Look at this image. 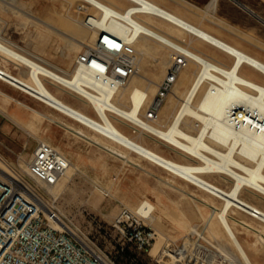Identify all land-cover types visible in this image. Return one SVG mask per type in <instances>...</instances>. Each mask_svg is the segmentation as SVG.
<instances>
[{"label": "rangeland", "instance_id": "obj_1", "mask_svg": "<svg viewBox=\"0 0 264 264\" xmlns=\"http://www.w3.org/2000/svg\"><path fill=\"white\" fill-rule=\"evenodd\" d=\"M116 1L119 4L122 2V6L128 4L125 0ZM155 1L264 60V0L223 1L222 12L227 14L229 19L236 23V26L230 25L225 19L218 16L214 12L216 9L213 11L208 5L205 8L194 0ZM70 3L73 5L71 6ZM80 7L82 10H79ZM67 8L72 12L75 25L69 22ZM95 13L96 10L83 0H0V34L16 41L24 48L25 53L33 55L39 60H44L48 66L60 72L69 74L74 70L77 55L82 50L94 45L95 41L90 39L83 42L80 29L87 15ZM59 14H63L62 17ZM72 26L76 29L71 28ZM84 26L88 31L91 30L87 25L84 24ZM188 39L200 49L216 51L206 43L199 44V41L192 36H189ZM147 41L154 52L152 50L150 54L144 53L140 47L137 48L140 56V70L136 79H142L141 87L151 92L150 80H155L158 85L168 68L162 67L153 57L157 52L159 55L161 51L160 55H165V57L167 55V60L171 62L169 56L171 52H169L168 47H164L154 40L149 39ZM78 49L80 50L78 51ZM216 52L226 61L229 60L222 52ZM0 65L13 70V73L19 76L28 75L29 69L26 66L19 65L20 67L14 70L13 64H9L1 58ZM188 67L183 69L178 76L177 83H179L177 86L179 88L174 85L173 91L169 94L161 110L160 120L155 123L156 125L164 124L163 126H166V123L168 125L179 108L181 99L178 96H181L182 92H177V96L174 91L186 89L189 85L188 79L192 78L197 71V67L193 68L188 71L189 77L184 78L183 72ZM252 71L257 80L264 81V76L254 69ZM145 78L147 80H144ZM48 85L51 90L68 103L92 116H96L93 107L83 96L74 94L59 85L51 83ZM0 91L13 98V100H8L0 92V163L5 168L7 167L11 174L24 175L31 185L46 195L45 189L25 175L27 169L25 163L30 160L38 141H51L53 146H56L78 167L69 179L62 178L56 187L58 192L56 207L71 224L90 237H95L104 249L113 251V256H118L114 240V238L117 240L118 237L112 227L114 218L123 206L135 209L143 200L153 203L156 206L153 215L160 216L154 225L149 221L157 233V240L152 250V255L157 260L160 259L158 255L163 246L173 242L181 244L186 236L192 232V227L205 230L206 237L218 249L220 245H227L228 248L235 251V248L229 244L228 237L222 233L221 227L220 231L217 229V212L206 205V202H210L209 197H211L207 192L136 153L103 138L87 126L2 80H0ZM121 101L127 103L123 98ZM13 112L17 114H12ZM2 114L11 118L14 123L10 124ZM190 120L193 121L188 119L186 127L191 132L195 129L193 130L195 133L198 127L194 126V121L191 122ZM116 123L125 133L165 156L171 157L176 153L179 154L170 146L147 136L140 130L133 133V128L123 122L116 121ZM77 131L112 149H121L125 159L89 142L79 136ZM211 178L219 179L223 188L228 189L232 185L230 180L219 175H214ZM167 182L178 186L180 189L172 187ZM103 188L107 189L110 194L105 195L101 191ZM187 193H194L198 199H192ZM243 197L264 209V196L260 193L244 191ZM216 202L218 206L221 205L220 199H216ZM234 217L251 221L264 232V224L248 214L241 213L234 215ZM240 237H243L241 240L246 247V239L251 242L256 241L251 235L244 234ZM259 243L264 245L262 241ZM130 250L133 251L132 248ZM248 252L255 264H264V251L258 255L250 250ZM137 256L145 264L151 260L147 255Z\"/></svg>", "mask_w": 264, "mask_h": 264}, {"label": "bare ground", "instance_id": "obj_2", "mask_svg": "<svg viewBox=\"0 0 264 264\" xmlns=\"http://www.w3.org/2000/svg\"><path fill=\"white\" fill-rule=\"evenodd\" d=\"M83 1L96 10L95 14H88L86 19H83L84 23L80 29L83 42L87 39L96 42L101 32L112 33L127 38L133 42L136 49L140 47L142 52L150 54L152 50L154 52V49L147 40L151 39L169 49L176 47L188 56L189 67L183 72L184 78L189 77L188 71L197 67L194 76L188 79V87L182 91L179 89L174 91L177 96V92H182V95L178 96L181 103L179 102L180 106L174 115L172 114V120L168 125L166 123V126H163L164 124L146 126L138 121L139 116L145 113L147 105L156 95H153L155 91L157 92L158 87L155 80H150L151 92L141 87L142 79H136V76L126 86L116 90L112 89L107 93L102 92V95L99 96L81 91L96 113V116H92L65 101L48 85L51 83L64 88L71 87L70 84L74 82L73 78H75V82L79 78L76 69L70 73L71 76H68L67 72L63 73L44 65L39 59L30 57L13 47L8 43L9 41L3 40L0 34V58L9 64L25 65L29 69L28 75L22 77L12 74L8 68L0 65V70L6 73L1 77V80L26 94L37 97L52 108L92 129L103 138L136 153L207 192L211 197H209L210 202H206V205L217 212V229L220 231L221 227L222 233L228 237L229 244L235 248L234 251L227 245H220V254L236 264H255L248 250L253 251L255 255L264 251V245L259 243L262 241L264 244V232L253 222L238 219L234 215L241 213L249 215L253 209L264 213L262 207L243 197L244 191L255 192L258 189L264 193V138L255 134V110L264 116V81L257 80L252 71L254 69L264 76V60L155 0H125L128 4L124 6L121 5V1L119 4L116 0ZM217 3L218 0H210L207 5L214 11ZM70 5L73 4L70 3ZM66 12L70 24L75 25L70 9L67 8ZM62 15L60 16L62 17ZM84 24L91 30L88 31ZM77 28L79 29V26ZM41 35L43 34L41 33ZM189 36L198 40L199 44L206 43L216 51L222 52L229 60L226 61L216 51L200 49L189 41ZM160 52L159 55L157 52L153 58L162 67H169L170 60H167V55L166 57L160 55ZM66 55L68 56V54ZM41 61L44 60L41 59ZM64 63L66 64V62ZM81 78L93 82V87L102 91L103 84L99 81L86 74ZM176 83L177 86L179 82ZM177 87L179 88V86ZM6 98L9 100L8 97ZM122 98L126 100V104L121 101ZM234 111H236L235 114H233ZM188 119L194 121V126L198 127L197 132L193 133L195 129L191 132L186 127ZM116 121H121L170 146L183 155L187 162L167 157L136 140L125 133ZM244 122H247V125H244ZM76 133L89 142L125 159L121 149H112L83 135L82 132L77 131ZM45 141L51 144V141ZM70 161L71 166L65 179H69L73 171L78 168L72 160ZM25 164L28 165L27 162ZM0 174L3 176L11 174L2 163H0ZM214 175L230 180L232 185L228 189L223 188L210 180ZM168 184L180 189L174 184ZM58 185L50 189V192L55 196L58 193L56 191ZM101 191L105 195L110 194L105 188ZM190 197L194 200L198 199L195 195ZM216 199L221 200L220 206L217 205ZM149 204L151 209H156L153 203L149 202ZM139 206L140 204L135 209H138ZM159 217L152 215L149 219L150 223L154 225ZM194 229L195 227H192V230ZM244 234L254 236L256 239L252 242L248 239L245 240L248 249L241 240L243 237H240ZM174 263V260L168 261V264Z\"/></svg>", "mask_w": 264, "mask_h": 264}, {"label": "built area", "instance_id": "obj_3", "mask_svg": "<svg viewBox=\"0 0 264 264\" xmlns=\"http://www.w3.org/2000/svg\"><path fill=\"white\" fill-rule=\"evenodd\" d=\"M170 51L167 72L158 83L156 95L145 113L138 118L143 125L150 126L160 120L161 109L178 76L188 66L185 53L176 47H171ZM14 66L19 68L18 64ZM74 69L79 78L76 82L73 78L71 87L66 88L80 96H84L81 91L99 96L102 92L126 86L139 73L140 56L132 41L101 32L93 46L77 55ZM85 74L102 83V91L93 87V82L81 78ZM4 75L6 73L0 70V79ZM67 75L71 76L70 73ZM136 132L133 128V133ZM255 134L264 138V116L257 110ZM70 166V159L57 147L38 141L25 175L45 189L46 195L22 174H0V264H121L118 258L125 254L130 264H145L137 255L149 256L148 264H168L173 260L174 264H236L224 258L206 237L205 230H199V227H195L181 244L173 242L163 246L157 260L152 255L157 233L148 223L155 209L149 207L148 200H143L138 209L123 206L114 218L112 227L118 237L117 240L114 238L118 256H113V251L104 249L95 237L71 224L55 205L57 197L50 189L60 183ZM256 191L264 195L258 189ZM249 215L264 224V213L260 210L253 209Z\"/></svg>", "mask_w": 264, "mask_h": 264}, {"label": "crops", "instance_id": "obj_4", "mask_svg": "<svg viewBox=\"0 0 264 264\" xmlns=\"http://www.w3.org/2000/svg\"><path fill=\"white\" fill-rule=\"evenodd\" d=\"M195 2H197L198 4H200V5H203V6H205V8H206V5L208 4V2L210 1V0H194ZM223 1H225V0H218V3H217V7H216V10L214 11V12H216L217 14H218V16H220V17H222L223 19H225L230 25H233V26H236L235 24L236 23H234V22H232V20L231 19H229V17H228V15L227 14H225V13H223L222 12V10H223ZM213 12V13H214ZM1 38L3 39V40H5V41H9L8 43H10L13 47H15L16 49H18L19 51H21V52H24L25 53V50H24V48L21 46V45H19L16 41H14V40H10V38H5L4 36H2L1 35ZM22 48V49H21ZM27 54V53H26ZM27 55H29V54H27ZM30 57H33V58H37V57H34L33 55L31 56V55H29ZM38 59V58H37ZM16 64V63H15ZM15 64H13V65H15ZM2 67H4V65H1ZM20 66H25V65H20ZM19 66V67H20ZM5 68V67H4ZM15 69H18V68H15L14 67V70ZM9 71L12 73V74H14V75H16V76H19V75H17V74H15V73H13V70H10L9 69ZM21 76V75H20ZM27 76V75H26ZM22 77H25V76H22ZM1 80V79H0ZM4 96H6V97H8L9 98V100H13V98L11 97V96H9V95H7V94H5V93H3L2 91H0ZM12 114H17V113H15V112H13ZM3 115V117L5 118V119H7V121H9V123L10 124H13L14 122L12 121V119L11 118H7V116L5 115V114H2ZM14 115V116H15ZM4 133V132H3ZM3 135V134H2ZM168 157V156H167ZM170 158H172V159H175V160H177V161H180V162H186L187 161V159L183 156V155H181L180 153L178 154V153H176V154H174V155H171V157ZM210 180H212L213 182H215V183H217L218 185H220V186H223V184L220 182V180L219 179H216V178H210ZM147 185H148V183H147ZM149 186V185H148ZM148 191H149V189H147ZM189 196H191V195H194V193H187ZM196 196V195H195ZM197 197V196H196ZM260 206V205H259ZM261 207V206H260Z\"/></svg>", "mask_w": 264, "mask_h": 264}, {"label": "trees", "instance_id": "obj_5", "mask_svg": "<svg viewBox=\"0 0 264 264\" xmlns=\"http://www.w3.org/2000/svg\"><path fill=\"white\" fill-rule=\"evenodd\" d=\"M118 259H119L121 264H130L127 254H125L123 256H119Z\"/></svg>", "mask_w": 264, "mask_h": 264}]
</instances>
